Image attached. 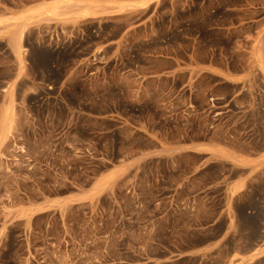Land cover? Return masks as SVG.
<instances>
[{
	"label": "rangeland",
	"instance_id": "1",
	"mask_svg": "<svg viewBox=\"0 0 264 264\" xmlns=\"http://www.w3.org/2000/svg\"><path fill=\"white\" fill-rule=\"evenodd\" d=\"M49 1L0 0L3 24L33 25V77L22 80L14 109L56 106L60 114L56 125L22 127L15 110L12 132L0 140V264H195L181 258L186 241L111 237L115 224L104 217L131 216L116 203L136 200L137 187L124 183L100 197L98 175L113 165L117 150L149 146L137 127L177 134L180 121L193 118L179 110L186 74L164 75L172 61L197 58L240 69L249 57L262 59L264 0H150L146 7L139 0H87L100 3L91 15L78 14L86 0H57L54 14L39 9ZM245 84L250 92L262 90L264 77L252 74ZM196 87L193 101L202 108L240 85L204 73ZM235 102L250 97L237 96L231 103L237 109ZM262 116L247 113L250 120ZM22 137L35 159L22 157ZM146 165L150 187L139 189L140 198L157 214L172 211L168 205L178 199L166 188L171 175L161 159Z\"/></svg>",
	"mask_w": 264,
	"mask_h": 264
},
{
	"label": "crops",
	"instance_id": "2",
	"mask_svg": "<svg viewBox=\"0 0 264 264\" xmlns=\"http://www.w3.org/2000/svg\"><path fill=\"white\" fill-rule=\"evenodd\" d=\"M89 4L86 0L77 6L79 9ZM102 4L105 8L109 6ZM23 25L21 29L0 23V116L5 105L19 93L22 80L33 77L31 51L34 45L28 39L33 25ZM21 30L23 40L19 46L16 34ZM204 73L238 84L240 88L230 95L224 93L210 98L209 104L200 108L193 101V94L199 95L196 82ZM173 74H186L177 94L179 110L192 113L193 118L185 123L180 121L177 134L156 130L144 123L148 131L137 129L151 145L142 148L130 145L115 152L113 165L98 175L100 197L107 198L124 183L138 189L136 200L116 203V207L128 208L131 216L104 217V223L115 224L110 231L115 239L186 241L181 248V258L195 261L191 263L264 264V117L247 118V113L264 111V104L260 103L264 89L250 92L245 84L252 74L264 77V56L262 59L249 57L240 69L197 58L179 59L172 61L164 75ZM186 91L190 93L187 96ZM242 93L249 95L250 102H235L236 109L231 103ZM167 95L165 92L164 96ZM169 96L175 95L169 93ZM43 107L46 106L22 104V110L17 107L13 110L19 116L22 112V127L37 123L56 125L60 116L58 110H52L56 106ZM239 113L242 117L236 119ZM114 120L124 122L118 116ZM38 141L31 139L33 144ZM43 141L50 139L43 138ZM22 145L27 149L22 150V157L35 159L34 147L28 150L23 137ZM158 159L173 179L166 188L169 195L177 193L178 203L168 205V210L173 208L172 211L157 214L149 209L148 201L140 198L143 191H138L144 187L149 189L148 180L143 178L149 173L146 164ZM202 259L206 261L201 262Z\"/></svg>",
	"mask_w": 264,
	"mask_h": 264
},
{
	"label": "bare ground",
	"instance_id": "3",
	"mask_svg": "<svg viewBox=\"0 0 264 264\" xmlns=\"http://www.w3.org/2000/svg\"><path fill=\"white\" fill-rule=\"evenodd\" d=\"M150 0H139V4L143 7H146ZM59 2L57 0H51L49 2H44L40 5L39 9L44 10L48 13H55L59 7ZM100 3L95 2V4H89L86 5L84 8H79V14L80 15H91L95 13V8L99 6ZM81 6V5H80ZM17 19H21L22 16L16 17ZM7 21L6 19L0 18V23L3 24V22ZM5 24V23H4ZM10 24V23H7ZM11 25L17 27H21V29H24V25L20 22H14L11 23ZM17 38V45L21 46V40H23V30L21 32H17L16 34ZM14 103L13 101H10L7 105H5L3 112L1 113L0 116V140H4L6 136L11 133L12 127H13V116H14ZM22 150L24 152L27 151L25 146L22 145Z\"/></svg>",
	"mask_w": 264,
	"mask_h": 264
}]
</instances>
